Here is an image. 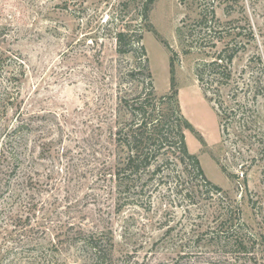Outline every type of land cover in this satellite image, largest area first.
<instances>
[{
    "label": "rangeland",
    "instance_id": "obj_1",
    "mask_svg": "<svg viewBox=\"0 0 264 264\" xmlns=\"http://www.w3.org/2000/svg\"><path fill=\"white\" fill-rule=\"evenodd\" d=\"M144 2L0 0V51L21 72L11 87L0 77L14 102L0 127L22 126L19 161L0 159V264H82L83 233L102 238L110 264H264V0H154L147 21ZM206 6L243 44L220 90L196 72L212 46L194 26ZM140 28L151 77L118 52L116 33ZM172 68L188 150L220 192L173 136L125 185L114 176L141 119L132 110L173 114L160 101Z\"/></svg>",
    "mask_w": 264,
    "mask_h": 264
},
{
    "label": "trees",
    "instance_id": "obj_2",
    "mask_svg": "<svg viewBox=\"0 0 264 264\" xmlns=\"http://www.w3.org/2000/svg\"><path fill=\"white\" fill-rule=\"evenodd\" d=\"M153 3L154 0H145L142 5V19L144 21L149 19V13L151 12ZM230 6H227L226 10L229 15H232ZM199 9V18L194 21V26H199L204 35L209 34L208 39L212 46L209 52H207V56H210V58L197 64V76L201 83H204L206 73L211 75L214 74L216 76L215 79L218 80L216 86L220 90L221 87L230 85L233 77L231 66L235 56L240 51L241 47H243V44L242 42L237 41L238 33L235 32V30H231L224 26L225 24L218 19L214 6H206ZM181 30L182 28H180L179 31ZM217 31L218 34H214ZM248 35L253 36V32L247 30L246 36L248 37ZM115 37L117 39L118 52L126 53L131 50L137 53L140 61V68L146 71L148 76L151 77L147 65L148 60L146 58V49L142 43L143 34L141 28L140 30L133 32L124 29L119 30ZM220 44L222 45L221 48H219ZM193 48L194 47L190 45L186 50L187 53L191 52ZM9 59V56H6L0 51V77H5L4 73L9 71L11 76L5 78L9 79L8 81L11 83L9 87H11L13 79H19V73L21 72L10 70L11 64L8 63ZM171 73L172 90L170 94L162 96L160 101L168 104L173 114H159L155 117V114H147L149 107L147 104L145 105L143 103H140V105L132 110V114L140 116L141 119H134L136 121V128L130 131L128 138L126 139L128 154L122 160L123 162H121V164H116L114 176L117 178L121 187L125 185L124 182L128 179L127 175L129 173L138 171L141 166L148 168L151 165L152 162H150V153L148 151L151 143L163 142L164 140H169V137L171 138V136H173V139L175 140L174 144L178 147L183 157L188 159L189 163L192 164L197 175L205 179V184L209 186L212 191L220 192L221 188L219 186L205 178L197 156L191 154L188 150L184 129L192 131L193 127L181 112L173 68L171 69ZM9 87H2L0 84V109L4 110L5 113L7 110V103L9 101L11 102ZM254 97H257V95L254 94ZM154 110L155 108L151 109V111ZM170 116H175L176 120L170 122ZM166 124L168 125L167 129L165 127ZM3 127L4 126L0 127V135H3L4 137L3 145L0 147V159L9 163H16L20 159L18 153L20 144L17 140L18 132L21 130L22 126L11 129L10 127ZM82 237L80 248L86 255L82 264H110L108 261L112 256V252L108 245L103 242L102 238L97 237L94 233H83ZM235 242L237 241L235 240ZM242 243L243 242L237 244L242 245Z\"/></svg>",
    "mask_w": 264,
    "mask_h": 264
}]
</instances>
